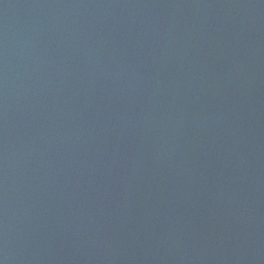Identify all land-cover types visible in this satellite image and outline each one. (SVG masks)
Returning <instances> with one entry per match:
<instances>
[{
	"label": "water",
	"instance_id": "water-1",
	"mask_svg": "<svg viewBox=\"0 0 264 264\" xmlns=\"http://www.w3.org/2000/svg\"><path fill=\"white\" fill-rule=\"evenodd\" d=\"M0 264H264V0H0Z\"/></svg>",
	"mask_w": 264,
	"mask_h": 264
}]
</instances>
